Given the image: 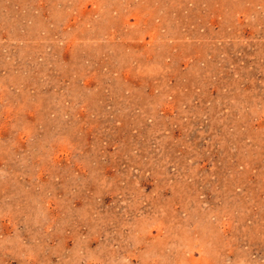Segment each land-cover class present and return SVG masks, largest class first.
I'll return each instance as SVG.
<instances>
[{
    "label": "rangeland",
    "instance_id": "rangeland-1",
    "mask_svg": "<svg viewBox=\"0 0 264 264\" xmlns=\"http://www.w3.org/2000/svg\"><path fill=\"white\" fill-rule=\"evenodd\" d=\"M0 264H264V0H0Z\"/></svg>",
    "mask_w": 264,
    "mask_h": 264
}]
</instances>
